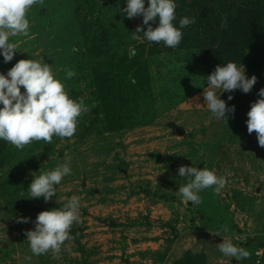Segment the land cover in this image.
<instances>
[{"label": "rangeland", "instance_id": "1", "mask_svg": "<svg viewBox=\"0 0 264 264\" xmlns=\"http://www.w3.org/2000/svg\"><path fill=\"white\" fill-rule=\"evenodd\" d=\"M175 2L177 27L180 18L195 17L176 48L134 33L147 26L142 16L121 12L127 0H44L28 14L29 37L10 38L18 51L8 63L0 54V72L20 59H40L90 111L71 138L53 136L51 144L23 150L0 140V264H264V148L246 125L264 88V0ZM243 8L258 12L261 25L243 65L257 83L247 94L215 90L235 106L226 123L204 105L209 73L201 51L219 45L221 20ZM150 23L155 28L159 20ZM66 69L75 76L66 78ZM92 113L96 119L88 124ZM67 157L72 174L56 186L57 195L49 202L30 198L32 173L53 170ZM182 165L214 170L227 184L219 195L208 188L199 193L201 203L185 204L178 194L187 182L178 175ZM72 196L80 198L82 223L71 228V250L62 249L58 260L48 253L25 261L31 255L25 232L34 230L38 213L63 207ZM20 217L29 222L18 223ZM225 224L229 232L222 235L250 258L238 261L218 250L223 237L214 233Z\"/></svg>", "mask_w": 264, "mask_h": 264}, {"label": "clouds", "instance_id": "2", "mask_svg": "<svg viewBox=\"0 0 264 264\" xmlns=\"http://www.w3.org/2000/svg\"><path fill=\"white\" fill-rule=\"evenodd\" d=\"M44 0H0V54L4 62L13 60L17 50V44L10 42L11 37L30 35V20L28 14L33 6H43ZM175 0H127V6L121 12L128 19L142 16L145 31L138 26L134 33H143V37L151 43H163L165 47L176 48L183 39L185 27L195 23V17L184 16L179 19V27L176 26ZM158 18L159 24L153 28L150 22ZM227 17L221 20V27L227 28ZM133 40L140 39L133 35ZM130 54L135 55V50L130 49ZM66 78L75 76V71L66 69ZM207 87L203 91L204 105L210 111L211 116L227 123L228 113L235 112V106L229 107L225 100L220 99L215 91L229 93L240 89L243 93H249L257 83L255 75L248 78L242 64L233 61L225 65H217L214 71L206 77ZM23 87L24 91H21ZM259 99L251 103L247 113V131L256 133L258 145L264 148V88L258 92ZM233 96L229 95L228 100ZM0 140H3L18 150H23L33 142L43 141L51 144L53 136L60 139L71 138L75 135L78 126V118L89 113L84 99H73L66 90L63 81L56 77L52 65L40 59H20L7 71L0 72ZM71 157L56 166L53 170L32 173L28 191L30 198H43L45 202L51 201L57 195L56 186L60 185L63 178L72 174L70 167ZM194 164V162H193ZM178 175L187 178V182L179 186L178 194L185 204L201 203L199 195L205 189L212 188L214 194L219 195L227 184V178L218 176L214 170L206 167L182 165L178 168ZM80 198L72 196L63 207L41 211L34 221V230H27L29 250L31 255L24 257L30 262L32 256H40L51 253L53 259H60L61 251H70L67 242L74 240L70 234L74 223H82L80 216ZM18 223H28L29 218L20 217ZM228 225H221L215 235L222 236L223 242L218 244V250L227 258H235L238 261L250 258V253L245 247L235 244L222 233H228ZM239 241H247L246 236H241Z\"/></svg>", "mask_w": 264, "mask_h": 264}, {"label": "trees", "instance_id": "3", "mask_svg": "<svg viewBox=\"0 0 264 264\" xmlns=\"http://www.w3.org/2000/svg\"><path fill=\"white\" fill-rule=\"evenodd\" d=\"M227 21L228 26L220 37L219 45L214 49L209 47V50L201 51L203 63L207 66L209 74L214 71L217 65L223 66L229 61L245 65V52L256 33L261 30L258 12L249 8L239 9L237 15L227 18ZM206 41L210 43L209 39ZM95 119L96 113H92L89 116L88 124H91Z\"/></svg>", "mask_w": 264, "mask_h": 264}, {"label": "water", "instance_id": "4", "mask_svg": "<svg viewBox=\"0 0 264 264\" xmlns=\"http://www.w3.org/2000/svg\"><path fill=\"white\" fill-rule=\"evenodd\" d=\"M176 133L179 135V136H183L184 135V131L181 130L180 128H176ZM191 204V203H190Z\"/></svg>", "mask_w": 264, "mask_h": 264}]
</instances>
